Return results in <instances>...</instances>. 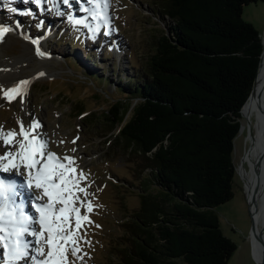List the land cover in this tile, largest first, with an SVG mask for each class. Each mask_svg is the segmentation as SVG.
I'll return each mask as SVG.
<instances>
[{
    "label": "trees",
    "instance_id": "trees-1",
    "mask_svg": "<svg viewBox=\"0 0 264 264\" xmlns=\"http://www.w3.org/2000/svg\"><path fill=\"white\" fill-rule=\"evenodd\" d=\"M263 1L150 0L164 29L150 32L143 68L116 69L115 81L68 60L93 83L113 84L119 97L99 115L102 124L116 131V150L145 165L139 208L121 223L130 242L118 249L122 264H228L236 251L216 208L234 196V140L263 51L242 13Z\"/></svg>",
    "mask_w": 264,
    "mask_h": 264
},
{
    "label": "rangeland",
    "instance_id": "rangeland-1",
    "mask_svg": "<svg viewBox=\"0 0 264 264\" xmlns=\"http://www.w3.org/2000/svg\"><path fill=\"white\" fill-rule=\"evenodd\" d=\"M90 7L85 0L72 3L71 7L64 6L59 0H56L55 7L50 0H41L39 6L34 0L27 4L24 0H0V23L10 29L19 26L23 32L18 35L11 30L0 44V60L3 61L0 73V131L17 134L10 150L19 164L15 153L19 152V144L24 142L19 136L21 125L29 130L33 120L39 122L41 127L33 135L46 142L45 149L53 153L54 162L67 164L64 158L70 157L74 160L72 167L76 175L82 172L86 177L79 181V187L87 190V196L76 192L77 203L72 207L78 208L82 217L87 215L91 223H82L77 230L75 214L69 213L68 227L75 235L80 251L73 257V245H66L68 264H122L118 249L130 246V242L126 238L127 228L121 223L124 213L139 208L140 201L136 197L138 178L146 179L142 174L146 172L145 165L135 154L116 150V131L102 124L99 115L108 108L112 99L119 97L113 84L108 83L105 88L96 81L93 83L67 63L68 60L78 61L84 65L81 69L87 74L94 69L112 81H115L113 71L116 69L122 75L123 71L130 75L131 65H138V69L144 66L152 48L150 32L163 30L164 24L157 17L158 11H154L150 0H109L106 24L103 20L92 19L86 11ZM9 8H14L15 12H9ZM57 10L63 15H57ZM242 18L252 24L264 39V1L244 7ZM76 20L82 23L76 24ZM97 24L100 30L95 32ZM86 29H89L88 34ZM105 31L109 35L105 36ZM33 40H38L39 44H33ZM77 40L84 43L74 49L69 43ZM37 47L44 52V56L36 55ZM10 74H14L15 78L30 77L33 81L21 95L6 100L4 93ZM122 102L130 104L135 101L129 99ZM79 106L83 114L75 109ZM253 137L246 127L234 140V196L216 208L223 234L237 245L228 264H256L249 240L252 220L239 166ZM1 144L2 140L0 155L4 153ZM22 171L20 168L19 173L24 176ZM14 172L17 173V170L14 169ZM36 190L37 197H41L42 190ZM34 193L29 195L32 197ZM79 201L90 202L91 212H86ZM59 207L62 206L57 204L56 208ZM30 227L37 232L40 230L39 223ZM24 238L29 242L30 254H34V238ZM44 251L47 252L46 246ZM253 253L256 258L254 248ZM0 264H5L2 242ZM18 264H24V261Z\"/></svg>",
    "mask_w": 264,
    "mask_h": 264
},
{
    "label": "snow or ice",
    "instance_id": "snow-or-ice-1",
    "mask_svg": "<svg viewBox=\"0 0 264 264\" xmlns=\"http://www.w3.org/2000/svg\"><path fill=\"white\" fill-rule=\"evenodd\" d=\"M30 3L32 0H24ZM37 6L41 0H34ZM55 7L56 0H50ZM64 4H68L69 0H63ZM90 8L86 9L94 20H103L105 24L108 21L107 9L109 8V0H87ZM9 12H15L14 8H9ZM57 15H63L58 10ZM70 22L72 17H69ZM76 24L82 21H74ZM39 26V25H38ZM91 28V26H89ZM7 26H0V39L10 32ZM100 30L99 24L94 29L95 32ZM109 35L108 31L103 33ZM33 44H39L38 40L31 41ZM37 56H44V52L39 47L36 48ZM43 75V73H40ZM29 81H21L20 85H27ZM21 94L20 89L14 87L4 93L9 100L14 99L15 95ZM41 124L35 120L31 122L30 129L25 130L21 125L19 136L24 142L19 144V152L15 153L19 157L18 164L14 159V154L10 150L13 146V138L17 135L15 132L9 131L3 133L0 131V140L3 142L4 153L0 155V172H9L16 169L19 174V169L22 166L25 169L26 185L28 188L35 187L42 190L41 197L37 199L47 198V203L40 204L35 201L32 203V208L39 214L38 220L27 215L22 206L15 203V189L17 185L14 181L0 180V242L3 244L5 264H18L24 261V264H68L66 245L71 244V253L73 257L77 256L80 251L76 246V238L72 233L69 225V213L75 214V228H81L82 223H91L87 215L81 216L80 211L76 207H72L77 203L76 192L84 193L87 196V190L79 187V181L86 179L81 172L76 175L75 168L72 167L74 160L70 157L64 159L67 164L54 162L53 154L49 153L45 156L43 149L46 147V142L38 140L33 133L40 128ZM75 143V141H73ZM39 157V158H37ZM85 207L86 212H91L92 205L90 202L79 201ZM59 204L62 207L56 208ZM39 223L40 230L37 232L30 225ZM98 227V225H97ZM28 235L34 238L35 246L34 254L29 252V242L24 237ZM87 242V241H85ZM47 247L45 253L44 248ZM43 257V258H41Z\"/></svg>",
    "mask_w": 264,
    "mask_h": 264
},
{
    "label": "bare ground",
    "instance_id": "bare-ground-1",
    "mask_svg": "<svg viewBox=\"0 0 264 264\" xmlns=\"http://www.w3.org/2000/svg\"><path fill=\"white\" fill-rule=\"evenodd\" d=\"M69 7H71V5H69ZM12 32L17 33L18 35L19 32L23 33L22 28H20L19 26L17 28H13ZM9 34L6 33L4 37L0 39V44L2 41L6 40V37ZM2 64L3 61L0 60V73ZM25 80L29 81V83L27 85H20V82ZM32 81L33 79L30 77L15 78L14 74H10L7 81L6 91L14 87H18L22 94L23 91L30 86ZM263 81L264 52L262 54L259 70L257 73L254 94L250 97V100H248L247 104L244 106L241 120L242 131L247 127L250 129L254 137L251 140L248 149L245 151L239 165L243 180L245 182L243 188L244 194L249 206L251 220L255 227V234H252L249 240L251 241L250 245L252 256L256 264H264V98L261 97ZM19 95H15V97ZM5 99L9 100L6 97ZM39 140H42V138ZM1 149L4 150L3 142L1 144ZM43 151L45 154L50 152L45 148L43 149ZM20 168L23 170L22 172L25 173L26 170L23 169L22 166ZM2 173L9 176L7 179H21L23 183L24 181H26V175L23 176V174H16V172H14V169L10 170L9 172ZM34 191L35 193L37 192L34 187L28 188L27 185L25 186V189L15 191V203L19 201L23 202V198H26L27 201L28 199L33 198V196L31 197L29 194L34 193ZM44 202L46 201L44 200ZM24 239L27 240L26 238ZM253 248L255 250L256 258L253 253Z\"/></svg>",
    "mask_w": 264,
    "mask_h": 264
},
{
    "label": "water",
    "instance_id": "water-1",
    "mask_svg": "<svg viewBox=\"0 0 264 264\" xmlns=\"http://www.w3.org/2000/svg\"><path fill=\"white\" fill-rule=\"evenodd\" d=\"M262 46H263V51H262V53H261V55H260V62H261L262 54H263V52H264L263 38H262ZM260 62H259V66H260ZM259 66H258V70H259ZM258 70H257V73H258ZM256 78H257V75H256ZM256 78H255V80H254V83H253V86H252V89H251L250 95H249V97H248L246 103L243 105V107H242V109H241V111H240V113H241V117H242V112H243V108H244V106L247 104L248 100H250V97L254 94ZM261 97L264 98V81H263V84H262ZM241 130H242V126H240L239 133L241 132ZM239 133H238V134H239ZM252 234H255V227H254L253 223H252V226H251V229H250V236H251Z\"/></svg>",
    "mask_w": 264,
    "mask_h": 264
}]
</instances>
